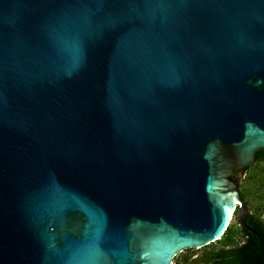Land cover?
I'll return each mask as SVG.
<instances>
[{
	"label": "water",
	"instance_id": "obj_1",
	"mask_svg": "<svg viewBox=\"0 0 264 264\" xmlns=\"http://www.w3.org/2000/svg\"><path fill=\"white\" fill-rule=\"evenodd\" d=\"M264 0H0V264H171L246 223Z\"/></svg>",
	"mask_w": 264,
	"mask_h": 264
},
{
	"label": "trees",
	"instance_id": "obj_2",
	"mask_svg": "<svg viewBox=\"0 0 264 264\" xmlns=\"http://www.w3.org/2000/svg\"><path fill=\"white\" fill-rule=\"evenodd\" d=\"M255 162L251 167L245 169L246 176L250 178V171L255 168H261L260 163L264 164V151L255 153ZM258 166V167H257ZM264 170L258 175L259 191L254 194L258 198V202H252L250 197L240 192L245 204L248 207L245 221L255 231L252 233L232 224L228 225L224 233L218 241L222 244L213 251L205 252L201 256V262H212L213 264H264ZM254 192V191H253ZM253 195V193H251ZM242 230L246 234L244 243L239 244L234 239L235 231ZM212 244V243H210ZM208 244V245H210ZM207 245V246H208ZM228 246V247H226ZM188 260V259H185Z\"/></svg>",
	"mask_w": 264,
	"mask_h": 264
},
{
	"label": "rangeland",
	"instance_id": "obj_3",
	"mask_svg": "<svg viewBox=\"0 0 264 264\" xmlns=\"http://www.w3.org/2000/svg\"><path fill=\"white\" fill-rule=\"evenodd\" d=\"M254 164V163H253ZM261 166V168H255L252 169L250 171V178L248 176H246V172H244V174H242L239 177L240 180V192H243L244 194L250 193L247 196L250 197L252 202H258V198L255 196V192L259 191L261 187L258 186V175L261 173V170H264V164L260 163L259 164ZM264 174V171H263ZM264 189H262L263 191ZM254 191V192H253ZM253 193V195L251 194ZM248 208V207H247ZM263 218H264V214H263ZM233 225L235 227H238L239 224L236 221L235 217L233 216L232 220L230 221V225ZM237 232V230L235 231V233ZM222 244L216 240L215 242H212V244L210 245H206L203 246L201 248H189V249H185L182 252H180L179 254H177L176 256H174V258L171 261V264H197V262L201 263V256L206 252L209 251H213L216 250L217 248H219ZM187 255H192V259H195L194 263H191V260H189L187 257ZM185 256V257H184ZM184 257V258H183ZM185 258H187L188 260H185ZM196 262V263H195ZM204 264V263H201Z\"/></svg>",
	"mask_w": 264,
	"mask_h": 264
},
{
	"label": "flooded vegetation",
	"instance_id": "obj_4",
	"mask_svg": "<svg viewBox=\"0 0 264 264\" xmlns=\"http://www.w3.org/2000/svg\"><path fill=\"white\" fill-rule=\"evenodd\" d=\"M240 226V225H239ZM241 227V226H240ZM234 239L238 242V245L239 244H242V243H244L245 242V240H246V234L242 231V230H238L236 233H235V237H234ZM226 247H228V246H226ZM189 249V248H188ZM179 254V253H178ZM185 257V256H184ZM183 257V258H184ZM187 257H189L188 259L189 260H191V263H194V261H195V259H192L193 257H192V255H187ZM185 259H187V258H185ZM196 263V262H195ZM201 263H204V262H201ZM200 262L198 263L197 262V264H201ZM204 264H213L212 262H207V263H204Z\"/></svg>",
	"mask_w": 264,
	"mask_h": 264
},
{
	"label": "bare ground",
	"instance_id": "obj_5",
	"mask_svg": "<svg viewBox=\"0 0 264 264\" xmlns=\"http://www.w3.org/2000/svg\"><path fill=\"white\" fill-rule=\"evenodd\" d=\"M233 218V214H232V210H231V214H230V218H229V221H228V225L230 224V221L232 220Z\"/></svg>",
	"mask_w": 264,
	"mask_h": 264
}]
</instances>
